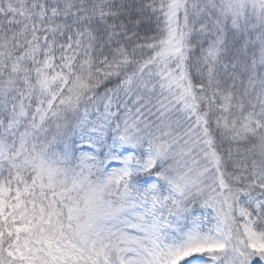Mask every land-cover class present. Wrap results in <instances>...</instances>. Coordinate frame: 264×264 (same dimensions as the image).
Returning a JSON list of instances; mask_svg holds the SVG:
<instances>
[{
	"label": "snow or ice",
	"instance_id": "1",
	"mask_svg": "<svg viewBox=\"0 0 264 264\" xmlns=\"http://www.w3.org/2000/svg\"><path fill=\"white\" fill-rule=\"evenodd\" d=\"M0 264H264V0H0Z\"/></svg>",
	"mask_w": 264,
	"mask_h": 264
}]
</instances>
